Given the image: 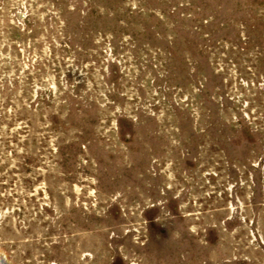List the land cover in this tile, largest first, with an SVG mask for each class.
Here are the masks:
<instances>
[{
	"label": "rangeland",
	"instance_id": "374dc122",
	"mask_svg": "<svg viewBox=\"0 0 264 264\" xmlns=\"http://www.w3.org/2000/svg\"><path fill=\"white\" fill-rule=\"evenodd\" d=\"M0 264H264V0H0Z\"/></svg>",
	"mask_w": 264,
	"mask_h": 264
}]
</instances>
